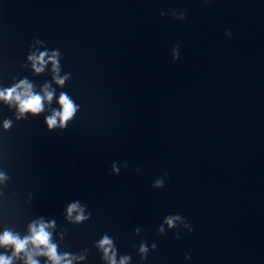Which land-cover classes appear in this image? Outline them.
Segmentation results:
<instances>
[{
	"label": "water",
	"instance_id": "1",
	"mask_svg": "<svg viewBox=\"0 0 264 264\" xmlns=\"http://www.w3.org/2000/svg\"><path fill=\"white\" fill-rule=\"evenodd\" d=\"M45 50L60 52L62 87L51 64L32 71ZM22 79L55 95L19 120L0 101V234L54 221L72 264H107L104 235L129 264H264V0H0V89ZM61 92L78 110L50 131Z\"/></svg>",
	"mask_w": 264,
	"mask_h": 264
},
{
	"label": "clouds",
	"instance_id": "2",
	"mask_svg": "<svg viewBox=\"0 0 264 264\" xmlns=\"http://www.w3.org/2000/svg\"><path fill=\"white\" fill-rule=\"evenodd\" d=\"M206 3H210L211 0H205ZM166 13L161 12L160 15L163 17ZM187 14V10L180 12L172 11L171 15L177 20H184ZM229 37L231 33H226ZM37 43H42L39 39ZM60 52L54 50L49 54L47 50L39 52H33L28 56V61L31 63L32 71L36 74L44 72L46 65H52V79L57 86L62 87L65 82L69 79L70 74L60 75V63H59ZM172 58L175 61L179 58V45H176L172 51ZM55 95L54 89L49 84H45L41 91L34 92L33 84L27 79H22L19 83L13 85L10 88L0 89V101H3L9 106H14L17 112V119L24 118L27 114L33 116L39 115L45 110V104H50ZM59 110L53 109L51 114L45 117V123L48 129L51 131L57 127L63 129L69 121L72 120L73 116L78 110L77 105L71 99V97L61 92L58 99ZM11 127V121L5 120V130ZM112 172L119 173L120 169L115 163L112 164ZM127 163L124 164V168H127ZM139 171V168L136 169ZM6 176L0 173V180H5ZM166 177L157 178L152 187L155 189H161L164 187ZM68 218L72 219L73 213H76L75 222H82L88 219V216L84 214V207H82L79 201L73 202L68 206L67 209ZM91 214L89 213V216ZM177 222H184V218L179 215H169L165 217L164 224H167L169 228H173L177 225ZM164 224L159 227V232L163 234ZM55 226V222L46 223L43 219L34 221L28 226V235L21 236L18 233H14L11 230H5L0 234V247L11 248L12 255H0V264H13L14 259L23 255L24 264H39L37 257H45L47 264H72L74 258H70L69 254H58L57 245L52 242V232L49 229ZM185 227L189 228V233L193 231L190 225L185 223ZM139 232V229L136 230ZM175 238H179V233L175 234ZM31 246V247H29ZM97 247L103 252L104 259L107 264H129L131 256H124L119 260L116 259V249L113 246V240L108 236L104 235L99 241ZM152 249H156V245L152 244ZM149 247L146 242H143L139 246V252L142 259L147 258ZM190 259L189 256L185 257ZM83 259V257H80Z\"/></svg>",
	"mask_w": 264,
	"mask_h": 264
}]
</instances>
